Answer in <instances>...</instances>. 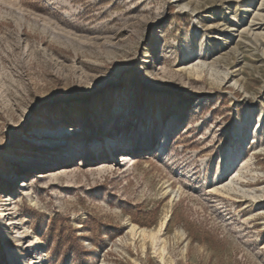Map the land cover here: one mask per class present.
<instances>
[{"label": "rangeland", "instance_id": "374dc122", "mask_svg": "<svg viewBox=\"0 0 264 264\" xmlns=\"http://www.w3.org/2000/svg\"><path fill=\"white\" fill-rule=\"evenodd\" d=\"M0 264H264V0H0Z\"/></svg>", "mask_w": 264, "mask_h": 264}, {"label": "bare ground", "instance_id": "6f19581e", "mask_svg": "<svg viewBox=\"0 0 264 264\" xmlns=\"http://www.w3.org/2000/svg\"><path fill=\"white\" fill-rule=\"evenodd\" d=\"M186 51H187V54L185 55V59H188V57L190 56V54L192 53V49H186ZM198 65H196V64H192V59L191 58H189V61H187L186 62V64H185V67H184V69L186 70V71H188V72H194V71H197L198 70ZM98 140H94L93 142H92V146L93 147H95V146H98V145H100V144H98ZM108 142H109V144L110 143H112V140L111 139H108ZM66 151H67V149H66ZM241 152H238V153H236V154H233V152H232V154H231V158L230 159H226L224 162H223V166L222 167H220V168H218V171H217V178H220V177H223V176H230L232 173H233V171L235 170V167H236V165L240 162V160H241ZM224 181V180H223ZM229 185H227V184H224V185H220L218 182L217 183H215V187H218V186H221L223 189L222 190H224V189H227V187L228 186H230V184H232V182H230V183H228ZM214 187V188H215ZM221 189V188H220ZM219 188H216L215 190L216 191H221ZM262 196H258V195H253V200H257V199H259V198H261ZM170 212H168L167 211V213L164 215V217H163V219H162V221H161V223H160V226H159V228H158V230L156 231V232H153V231H151V232H149V233H147L145 230H138L137 228H136V226L135 225H132L131 226V232L132 233H134V234H136V233H139V235L140 236H142V237H146V238H148L152 243H154L155 241H156V239L165 231V229H166V227H167V225H168V223H169V220H170ZM42 261H44V259L42 258Z\"/></svg>", "mask_w": 264, "mask_h": 264}]
</instances>
